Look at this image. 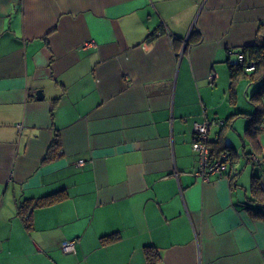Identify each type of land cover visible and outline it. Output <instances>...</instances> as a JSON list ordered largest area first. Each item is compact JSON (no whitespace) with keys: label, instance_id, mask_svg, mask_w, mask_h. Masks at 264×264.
I'll use <instances>...</instances> for the list:
<instances>
[{"label":"crops","instance_id":"0c3cea01","mask_svg":"<svg viewBox=\"0 0 264 264\" xmlns=\"http://www.w3.org/2000/svg\"><path fill=\"white\" fill-rule=\"evenodd\" d=\"M261 39L264 0H0V264H264L259 82L228 64Z\"/></svg>","mask_w":264,"mask_h":264},{"label":"trees","instance_id":"16d2710c","mask_svg":"<svg viewBox=\"0 0 264 264\" xmlns=\"http://www.w3.org/2000/svg\"><path fill=\"white\" fill-rule=\"evenodd\" d=\"M242 54L243 59H237L236 61H230L229 64V72H230V80H231V90L233 92V87L235 82L243 77L246 76L250 79H254V82H259V87L257 88V91L252 96V99L255 98L256 101L258 100L257 105V112L256 114L252 113L249 119L247 130L250 134V136L254 135L255 132L264 129V103H260V100L262 96H264V39H261L260 42L254 44V45H248L244 46L242 49L238 51V55ZM250 65H254L253 69H248ZM258 80V81H256ZM254 99V100H255ZM240 113H237L235 115H239ZM227 121L225 120V123ZM224 123V124H225ZM253 129V130H251ZM197 138V133H196ZM207 143L210 147V157L212 159L220 157V155L223 152H226L229 156V159L231 160V163L233 161V153L230 152L229 149L226 150L227 145H221V141L218 140H211L209 136L207 137ZM252 189L254 194L261 198L260 191L263 190L261 187L260 177L258 175L252 176ZM260 194V195H259ZM50 200H38L35 201V205H42L45 203L51 202ZM25 210V208H23ZM28 216H25V219L27 222H29ZM29 225V224H28ZM116 235H110L105 236L104 240L111 241L115 239ZM154 247L152 245L146 246V251L148 252L149 259L152 256ZM154 257H156V254H153ZM150 264H154L155 261L153 259H150Z\"/></svg>","mask_w":264,"mask_h":264},{"label":"built area","instance_id":"2783aa9c","mask_svg":"<svg viewBox=\"0 0 264 264\" xmlns=\"http://www.w3.org/2000/svg\"><path fill=\"white\" fill-rule=\"evenodd\" d=\"M238 58L243 59V55L239 54ZM254 65H250L248 69H253ZM212 122L205 121L196 124L197 138L193 143L194 149L198 152L200 156L201 169L200 174L204 179H209L211 175L214 174H224L227 172L229 167H231V160L226 152H223L220 157L212 159L210 157V147L207 143V137L209 134L210 126ZM19 124L18 127H21ZM83 164V162H80ZM226 175H228L226 173ZM76 239L65 240L61 244V249L63 252H76Z\"/></svg>","mask_w":264,"mask_h":264},{"label":"water","instance_id":"95a60500","mask_svg":"<svg viewBox=\"0 0 264 264\" xmlns=\"http://www.w3.org/2000/svg\"><path fill=\"white\" fill-rule=\"evenodd\" d=\"M189 43V41L188 40H185V46H184V48L186 47V45ZM41 90H39L38 92H37V97L38 98H41L42 97V94H41V92H40Z\"/></svg>","mask_w":264,"mask_h":264}]
</instances>
